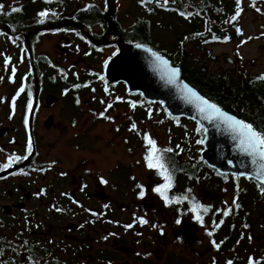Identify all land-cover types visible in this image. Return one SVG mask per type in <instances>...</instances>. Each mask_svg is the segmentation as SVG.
I'll use <instances>...</instances> for the list:
<instances>
[{
    "label": "flooded vegetation",
    "instance_id": "obj_1",
    "mask_svg": "<svg viewBox=\"0 0 264 264\" xmlns=\"http://www.w3.org/2000/svg\"><path fill=\"white\" fill-rule=\"evenodd\" d=\"M173 3L0 0V165L28 155L30 137L33 144L28 159L0 171V264H249L236 247L264 262V235L251 249L252 214L237 198L253 188L250 179L209 168L202 143L195 151L185 144L189 133L179 125L189 120L170 116L126 80L108 79L112 61L137 44L166 57L173 37L162 20L176 16ZM145 133L174 150L166 154L175 168L168 195L188 200L166 206L153 191L164 181L146 166ZM193 202L209 208L203 224ZM229 209L239 215L224 216ZM221 221L229 232L222 234Z\"/></svg>",
    "mask_w": 264,
    "mask_h": 264
},
{
    "label": "trees",
    "instance_id": "obj_2",
    "mask_svg": "<svg viewBox=\"0 0 264 264\" xmlns=\"http://www.w3.org/2000/svg\"><path fill=\"white\" fill-rule=\"evenodd\" d=\"M166 2L167 4L174 2L170 8L176 13L174 19L167 20L165 17L162 20L165 29L173 37V42L165 53L171 64L181 69L183 79L203 97L217 104L221 109L252 123L258 129L264 128V80L259 79L264 73L248 74L234 68L210 72L207 70L206 62L215 61V57L207 53L204 63L198 64L192 56V53L198 49L205 52L208 45L226 44L233 33L242 34L241 21L248 14L262 13L264 0H168ZM193 41L197 43L189 49L188 44ZM227 61L234 64L230 59ZM198 129L200 128L196 126L194 135L197 136V141H201L203 132ZM197 144L198 148H201V143ZM247 181L252 182L253 188L237 191V198L240 203L246 205L245 210H250V215L258 211L255 210L257 206L264 208V190L259 183ZM235 185L236 182L233 186ZM230 214L238 216L239 211ZM261 217H264V212ZM222 226V234L229 232L225 223ZM233 229L232 224L230 227V233L233 232L232 237L237 236V230L233 231ZM258 232L261 233L260 229L255 228V233ZM259 247L253 246L251 249L255 250Z\"/></svg>",
    "mask_w": 264,
    "mask_h": 264
},
{
    "label": "snow or ice",
    "instance_id": "obj_3",
    "mask_svg": "<svg viewBox=\"0 0 264 264\" xmlns=\"http://www.w3.org/2000/svg\"><path fill=\"white\" fill-rule=\"evenodd\" d=\"M2 9H3V5H0V10ZM257 10L259 11V9ZM19 11H21V9L17 7H13L11 9L12 13ZM39 15L41 17H47L49 13L45 11L39 13ZM136 46L138 48L142 47L140 44H137ZM147 51L150 52L151 56L154 58L153 60L154 66L161 69L162 77L166 78L167 83L177 85L180 92L183 94L184 99L188 103L195 106L202 119L208 120L210 122L218 121L220 124H222L225 127V129L228 132L231 133V138L233 141L236 142L237 149L241 153L250 157L251 164L255 166L254 176H251L249 178L257 180L260 183L262 190H264V128L258 129L252 123L246 122L242 119H238L235 116L229 115L228 113L224 112L217 104L210 102L209 99H206L205 97L201 96L197 91L189 87L187 84H182V83L178 84L180 77L179 68L171 67L169 65V62L166 59H164L159 53L153 52L151 49H147ZM9 59L10 58H6L5 60L6 65L9 63ZM12 71L14 75L15 68H13ZM99 79L104 80V76H100ZM259 79L264 80V76L259 77ZM87 86L88 85H83V87H87ZM74 87L79 88L81 87V85H75ZM105 90L107 91V88ZM23 91L24 88H21L18 92V95L20 92ZM77 103H79L78 100ZM131 106L133 108L136 107L134 103ZM14 107H15V98L13 99V108ZM107 107L111 108L112 104H108ZM28 110L29 112H31L32 110L31 104L28 105ZM25 123L27 124V120L25 121ZM131 130L133 131L136 130L135 123L132 124ZM198 131H200V129H198ZM143 138L147 146V154L145 156L146 166L149 169H155L157 175H159L164 181L163 184L154 187L153 191L156 192L164 200L166 206H169L173 203L179 204L182 203L184 200H188L189 197L187 195L182 197H171V198L168 195L169 191L174 187L175 168L170 169L169 159L166 156V154L172 153L174 150L170 147L161 149L160 147H158L157 141L151 138V136L147 133L144 134ZM197 143H203V141L202 140L197 141ZM32 149H33V144L30 137L27 144L28 155L20 157V156H16L15 154H12L11 156L8 157L7 163L0 165V171L11 168L13 164L21 161L22 159L23 160L28 159V156L32 154ZM240 175H244V173H241ZM101 182L106 183V181L103 180H101ZM137 187L141 189L139 192V197L144 198L146 192L143 186L138 185ZM194 199L195 198H193V200ZM233 203H235V200L233 201ZM236 207H239V205L237 204ZM190 211L195 214L194 215L195 220L203 224V214H207L209 208L203 206L198 202H193L191 203ZM230 212L231 209L224 211L223 215L227 216L230 214ZM139 222L141 224L149 223L146 219L143 218H140ZM176 223L179 225L181 223V220L177 219ZM220 223L222 224L223 221H221ZM219 226H220L219 224L216 225V227ZM126 227H131V225H128ZM153 227L156 226L153 225ZM161 234L163 235L162 231ZM207 234L209 236L213 235L212 232H208ZM213 244L215 245V247L219 248V244H216L215 241H213ZM229 264H231V262H229ZM249 264H261V262L256 261L253 258H250Z\"/></svg>",
    "mask_w": 264,
    "mask_h": 264
},
{
    "label": "water",
    "instance_id": "obj_4",
    "mask_svg": "<svg viewBox=\"0 0 264 264\" xmlns=\"http://www.w3.org/2000/svg\"><path fill=\"white\" fill-rule=\"evenodd\" d=\"M163 58L169 62L171 67L179 68L171 64L168 58ZM153 60L154 58L147 48L132 47L130 51H124L112 61V68L107 73L108 79L126 80L128 84L132 85L133 88L130 87L134 91L142 93L144 99L160 102L170 116L185 118L200 127L203 130L202 160L218 174L248 179L254 176L255 166L251 164L250 157L237 149L236 142L231 138V133L218 121L210 122L202 119L195 106L184 99L177 85L167 83L166 78L162 77L161 69L154 66ZM179 70L178 84H187L193 88L183 79L182 71L180 68ZM193 89L197 91L195 88ZM222 110L235 116L224 109ZM241 173L244 175H240ZM250 180L259 183L255 179Z\"/></svg>",
    "mask_w": 264,
    "mask_h": 264
},
{
    "label": "rangeland",
    "instance_id": "obj_5",
    "mask_svg": "<svg viewBox=\"0 0 264 264\" xmlns=\"http://www.w3.org/2000/svg\"><path fill=\"white\" fill-rule=\"evenodd\" d=\"M240 27L242 34L233 33L232 38L224 45H208L206 46L205 52L202 49L195 50L192 53L193 58L198 64H201L204 63L203 60L206 58L207 53L215 57V61L208 60L206 62L207 70L210 72H219L229 68H234L237 71L243 70L248 74L264 73V8L262 13L248 14L244 17L241 21ZM197 41L199 40L197 39ZM197 41H193L188 44V48H193ZM228 59L232 60L234 64L229 63L227 61ZM175 125L177 124H174V126ZM179 126H184L186 136L189 133L185 144L190 150L195 151V149L198 148L194 135L196 125L193 122L188 121V123H183ZM183 139L185 140V136ZM251 185L252 184H250V186ZM221 198L225 204H229L232 201L231 190L226 185H223ZM255 210H258L260 213L258 211L252 212L251 224L253 225V229L259 228L261 233L258 232L255 233L254 236L248 237L249 242L254 246H256L255 236L258 234L264 235V226L262 221L264 217H261V214L264 212V208L257 206ZM179 251H182V248L179 247ZM234 251L237 258H253L254 256L259 255L250 254L242 257L243 254L238 251L237 247ZM242 260L244 261V259Z\"/></svg>",
    "mask_w": 264,
    "mask_h": 264
}]
</instances>
